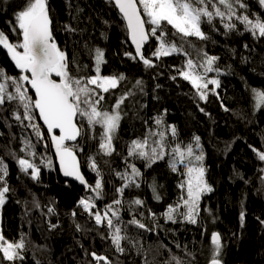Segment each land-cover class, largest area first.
Instances as JSON below:
<instances>
[{"label": "trees", "instance_id": "obj_1", "mask_svg": "<svg viewBox=\"0 0 264 264\" xmlns=\"http://www.w3.org/2000/svg\"><path fill=\"white\" fill-rule=\"evenodd\" d=\"M242 2L247 8L236 5L238 15L264 19V5L259 0ZM24 5L25 0H0V32L13 45L22 43L16 15ZM48 5L53 36L68 57L70 74L85 79L94 76L95 51L100 49L105 60L101 75L125 77L119 87L103 93L102 108L111 112L120 97L131 95L119 109L122 118L112 155H104L99 148L102 129L96 126L90 131L86 121L80 122L81 140L74 151L89 185L94 186L102 177L101 199L61 178L49 137L36 112L33 123L40 126L43 139L24 119L18 101L0 105V160L7 165L5 180L10 189L0 210L1 234L9 242H24L13 261L0 253V264H97L93 252L106 256L112 264H209L213 233H219L222 240L218 258L223 264H264V161L253 151L264 152V105H257L253 91H264V38L253 37L235 18L231 22L237 27L227 34L219 18L212 25L202 23L201 29L209 37L206 40L173 35L174 30L167 26L166 39L182 46L183 52L157 59L153 53L159 41L150 36L143 54L154 66L147 67L133 49L128 29L112 0H48ZM204 53L218 57L214 68L219 73L209 72L207 78L220 82L218 88L208 86L206 100L180 74L188 59L199 66ZM0 69L9 77L18 79L23 75L2 45ZM137 81L142 82L139 87ZM5 82L0 78V83ZM6 83L8 91L14 93L11 81ZM25 86L29 90V85ZM29 95L33 97L30 91ZM17 114L21 120L15 118ZM157 119L162 124H157ZM160 132L169 151L177 145H192L197 154L203 152L205 179L213 191L202 196L195 224L179 217L172 223L163 215L169 205H176L185 195L180 187L187 178L184 166L174 172L168 155L150 167L147 161L128 155L132 141L147 138L154 146ZM195 137L200 138L199 148ZM26 142L32 147L28 148ZM21 158L39 168L38 179L32 178L31 169L28 173L20 169ZM91 159H95L100 177L90 167ZM129 164L140 170L139 187L130 186L121 196L117 189L124 181L117 173L130 172ZM153 187L160 200L154 198ZM87 197L95 200L97 208L93 211L101 212L116 199L121 200L113 207L119 209L123 221L120 226L126 229L122 234L128 237L122 241L123 253L112 244L110 230L96 225L79 204ZM135 199L142 200L143 206L132 204ZM133 218L150 230L128 223Z\"/></svg>", "mask_w": 264, "mask_h": 264}, {"label": "snow or ice", "instance_id": "obj_2", "mask_svg": "<svg viewBox=\"0 0 264 264\" xmlns=\"http://www.w3.org/2000/svg\"><path fill=\"white\" fill-rule=\"evenodd\" d=\"M259 2L264 5V0H259ZM115 4L127 21V28L131 41L135 45L137 56L147 67L154 66L142 52L143 45L150 36L159 41V46L153 53L157 59L183 52L182 46L177 47L174 42L166 39L168 36L167 26H171L174 30L173 35L206 40L209 37L202 31V23L212 25L213 20L219 18L226 29L225 34H227V32L236 29V24L231 22L235 18L253 37L264 38V19L260 17L251 19L246 14H237L236 5L242 9L247 8L242 0H215V3L213 0H115ZM220 6H223V9ZM16 21L22 34V43L13 45L9 43L4 33L0 32V45L7 49L15 66L20 69L23 75L18 79L9 77L4 70L0 69V78L6 82L10 80L15 89L14 93L9 92L7 83H0V105L6 101H18L24 109V119L29 121V126L36 131L37 136L43 139L40 126L33 123L34 112L38 110L39 117L51 135L63 174L67 177H74L89 191L96 194L95 199H101L103 196L102 177L96 181L94 186L89 185L80 172L79 161L74 151L75 145L69 147L66 142H75L82 135L80 122L86 121L90 131H94L96 126L102 129L99 148L104 155H112L115 151L113 139L122 118L119 109L131 93L120 97L111 112L102 108L101 101L104 99L103 93H108L119 87L125 77L123 75L115 77L100 74L101 66L105 63L104 52L100 49L95 51L96 74L86 79L73 77L69 72L68 57L57 45L52 34L53 21L49 12L48 0H25V5L16 15ZM146 24L151 25V28H146ZM68 30L73 31L74 29L68 28ZM158 33L159 35H157ZM126 55L131 56V53H126ZM137 56H132V59H136ZM217 60L218 57L208 56L207 53H204L203 62L199 66L193 60L188 59L185 70L180 73L197 90L202 100L207 99L205 90L210 84L217 88L220 86L219 80L207 78L209 72L219 73V70L214 68V63ZM198 68L202 71H199ZM53 76L59 79H53ZM141 83V81H137L136 86L139 87ZM25 85H30L34 90L35 99L29 95L28 87ZM253 91L256 94L257 105H264V91ZM15 118L21 120L19 114ZM156 123L162 124V120L157 119ZM54 130H59V135L55 134ZM171 133L173 136L176 135L174 127L171 128ZM150 135H155V133H150ZM158 135L160 139L153 142L154 146L149 144L147 138L143 141H132L128 148V155L147 161L149 167L168 155L170 157L169 166L174 172L179 170L180 165L184 166V175L187 179L181 183L180 187L184 190L185 195L180 197L176 205H169L163 215L167 221L172 223H176L179 217L183 221L195 224L200 214L202 196L213 191L205 179L203 152L197 154L192 145L184 147L177 145L169 151L164 133L160 132ZM199 140V137H195L197 148H199ZM26 146L32 147L27 142ZM253 151L256 152L258 159L264 161V152H259L256 149ZM29 155L34 156L35 153L30 152ZM18 164L25 173L31 169L32 178L38 179L39 168L34 163L21 158L18 160ZM90 167L100 177L101 174L95 159H91ZM128 167L131 169L130 172L117 173L124 181L122 186L117 189L121 196L126 188L133 185L139 187L137 178L141 176L140 170L134 164H129ZM7 175V165L0 160V185H3L0 186V206L5 203L6 194L10 191L5 180ZM153 193L154 198L160 200L155 187H153ZM121 203L120 199H116L112 205L106 206L101 212L100 210L93 211L97 208L93 197L83 198L79 201L84 211L94 218L96 225L110 230L112 244L117 252L123 253L125 249L122 247V241L128 237L122 234L126 229L120 226L123 221L120 219L119 209L113 207V205ZM132 204L143 206V201L135 199ZM181 208L184 211H181ZM152 215L155 217V213ZM241 219L243 220V213H241ZM128 223L141 229L150 230L135 218ZM77 227L79 228V226ZM211 243L214 245V249L210 264H221L218 258L222 248L219 233L212 234ZM23 247L22 239L19 242H9L0 234V253L3 254L4 259L15 260L19 257L18 249H23ZM91 255L97 264L100 261H104V264H112L106 256H99L94 252Z\"/></svg>", "mask_w": 264, "mask_h": 264}, {"label": "water", "instance_id": "obj_3", "mask_svg": "<svg viewBox=\"0 0 264 264\" xmlns=\"http://www.w3.org/2000/svg\"><path fill=\"white\" fill-rule=\"evenodd\" d=\"M112 1H113L114 5H115V7H116L115 0H112ZM116 9H117V12L119 13L120 17L122 18V20L124 21V23H125V25H126V27H127V21L124 19L122 13L119 11V9H118L117 7H116ZM49 12H50V11H49ZM142 15H143V13H142ZM145 27L147 28V24L145 25ZM127 29H128V28H127ZM128 32H129V30H128ZM52 34H53V29H52ZM129 36H130V33H129ZM53 37H54V36H53ZM130 42H131V45H132L133 49L135 50V45L132 43L131 38H130ZM147 42H148V41H147ZM147 42H146V43H147ZM146 43H145V44H146ZM145 44L143 45L142 52H143V49H144ZM135 52H136V51H135ZM53 79H57V80H58L59 78L53 76ZM29 91L32 93V95H33V97H34V99H35L36 97H35L34 90L31 89L30 85H29ZM35 112H36V114H37V116H38V119H39V122H40L41 126L45 129V131H46V133H47V135H48V137H49V140H50V146H51V151H52V154H53V157H54V161H55V166H56V168H57V170H58V172H59L61 178H62L65 182L74 183V184H76L77 186H79L80 188L84 189L85 191H89V189L86 188L85 185L81 184V183H80L79 181H77L74 177H67V176H65V175L63 174V171H62V169H61V167H60L59 157H58V155L56 154L55 147H54V145H53V143H52V140H51V135H50L49 132L47 131V126L43 123V120L39 117L38 110H36ZM54 132H55V134L59 135V130H54ZM80 140H81V136L78 137L77 140H76L75 142L68 141V142H66V143H67V146H73V145H77V144L80 142ZM76 155H77V153H76ZM77 159H78V161H79V169H80V172H81V174L84 176L85 180L87 181V179H86V177H85V175H84V173H83L82 164H81V161H80V158H79L78 155H77ZM87 183H88V181H87ZM88 184H89V183H88ZM221 242H222V240H221ZM209 264H210V263H209ZM221 264H223V263L221 262Z\"/></svg>", "mask_w": 264, "mask_h": 264}, {"label": "rangeland", "instance_id": "obj_4", "mask_svg": "<svg viewBox=\"0 0 264 264\" xmlns=\"http://www.w3.org/2000/svg\"><path fill=\"white\" fill-rule=\"evenodd\" d=\"M222 9H223V6L221 7ZM102 67V66H101ZM100 74H101V72H100ZM55 77V76H54ZM187 179V178H186ZM1 207L2 206H0V210H1ZM0 220H1V212H0ZM0 234H1V227H0Z\"/></svg>", "mask_w": 264, "mask_h": 264}]
</instances>
